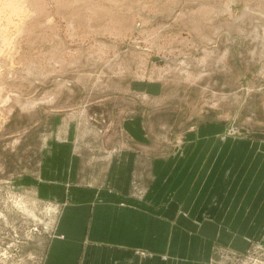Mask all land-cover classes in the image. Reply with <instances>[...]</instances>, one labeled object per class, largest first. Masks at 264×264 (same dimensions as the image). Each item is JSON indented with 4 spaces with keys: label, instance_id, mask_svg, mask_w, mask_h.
I'll use <instances>...</instances> for the list:
<instances>
[{
    "label": "rangeland",
    "instance_id": "obj_1",
    "mask_svg": "<svg viewBox=\"0 0 264 264\" xmlns=\"http://www.w3.org/2000/svg\"><path fill=\"white\" fill-rule=\"evenodd\" d=\"M72 126L155 146L187 204L204 195L169 227L171 264H264V202L218 217L264 152V0H0V264H44L59 206L39 159Z\"/></svg>",
    "mask_w": 264,
    "mask_h": 264
},
{
    "label": "crops",
    "instance_id": "obj_2",
    "mask_svg": "<svg viewBox=\"0 0 264 264\" xmlns=\"http://www.w3.org/2000/svg\"><path fill=\"white\" fill-rule=\"evenodd\" d=\"M82 130L54 135L39 159V198L59 206L44 264H171L169 227L181 213L196 216L204 195L187 204L186 174L172 186V162L165 165L155 146L122 134L99 142ZM253 152L219 205L222 222H245L239 215L264 202V152Z\"/></svg>",
    "mask_w": 264,
    "mask_h": 264
}]
</instances>
